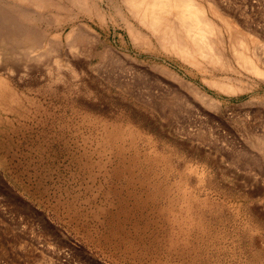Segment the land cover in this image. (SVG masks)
<instances>
[{
    "label": "rangeland",
    "instance_id": "1",
    "mask_svg": "<svg viewBox=\"0 0 264 264\" xmlns=\"http://www.w3.org/2000/svg\"><path fill=\"white\" fill-rule=\"evenodd\" d=\"M121 2L0 41V264H264V0H201L207 55L135 45Z\"/></svg>",
    "mask_w": 264,
    "mask_h": 264
},
{
    "label": "bare ground",
    "instance_id": "2",
    "mask_svg": "<svg viewBox=\"0 0 264 264\" xmlns=\"http://www.w3.org/2000/svg\"><path fill=\"white\" fill-rule=\"evenodd\" d=\"M121 3L126 6L125 8H127L129 13L134 15L138 23H134L133 25L127 19V16H125L126 11L125 13H122L121 11L123 10L119 9L118 11L113 12H115V15L119 17L120 20L122 19L121 21H124L125 32L135 45L139 46V44H143L142 42L147 39L146 33L143 32L146 27L153 33L152 37L172 50L182 51V55H184L185 52H189L191 47L194 48V50L191 48V55L194 53L193 51H196V53L198 51L206 53L210 48H212L213 44L208 38L209 35L205 32V30L202 31L201 27L199 28L198 22L200 21L206 22L205 28L207 30L209 29L207 28L208 26H213L211 20L207 19V14H204L203 3L201 0H122ZM210 7L214 9L215 5L212 4ZM106 9L99 6V0H0V41L2 46L11 51V53H16L20 50V52L23 51L21 53L23 55L25 50H28L23 47L32 49L40 44L39 41L47 39V35L44 33L45 30L41 31L39 27H37V23H40V21L44 20L48 25L57 19H68L71 21L74 20L75 15L77 16L83 14L86 18L92 21V23H104L108 16H110ZM214 13H216L218 18L220 17L219 19L228 27L227 28L224 25L227 29H229L230 35L234 40L232 41L235 42L232 45L233 51L237 53L239 51L238 44L247 42V38L242 35L240 31H238V28L234 25V23L229 18L225 17L223 13L217 12V10H214ZM87 29H90V27H87ZM87 29L78 27V29L75 30L77 32L74 33L71 38H75L77 40H88L93 36L90 34V31L92 32V30L89 31ZM250 37L253 36H249V38ZM48 43H50V41ZM254 43H251V48H253V52L255 54L258 46L260 45H254ZM112 46L110 47L113 48ZM262 49L264 52V48ZM213 51H215L214 48ZM20 52H18V54H20ZM26 52L24 53L25 57L27 54L29 55V53ZM108 52H111V50L109 51L108 49L107 53ZM113 52L115 53V51ZM107 53H102L101 59H107L110 57L108 55L109 53ZM115 54H117V52ZM246 54L247 52L244 51L241 52L240 56L242 55V58L244 57L243 59L247 62ZM204 55L203 57L205 58ZM257 56L259 57L258 54ZM257 56L255 61L249 59L248 64L255 72L260 73L261 69L259 68V63L262 62V60ZM195 57L197 58L199 56ZM113 58L115 57H112V59ZM256 146L257 150L264 155V139L258 141Z\"/></svg>",
    "mask_w": 264,
    "mask_h": 264
}]
</instances>
